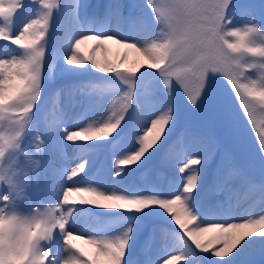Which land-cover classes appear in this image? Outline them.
Here are the masks:
<instances>
[{
	"label": "snow or ice",
	"instance_id": "snow-or-ice-1",
	"mask_svg": "<svg viewBox=\"0 0 264 264\" xmlns=\"http://www.w3.org/2000/svg\"><path fill=\"white\" fill-rule=\"evenodd\" d=\"M90 7L99 29L83 23ZM108 42L143 61L98 59ZM125 138L131 147L112 153L121 158L107 177L60 166L69 147ZM217 185L264 199V2L0 0V264H243L264 254V214L235 215L231 199L209 195ZM86 211L94 224L80 223ZM160 231L171 243L145 252ZM85 238L91 253L73 242Z\"/></svg>",
	"mask_w": 264,
	"mask_h": 264
},
{
	"label": "rangeland",
	"instance_id": "rangeland-1",
	"mask_svg": "<svg viewBox=\"0 0 264 264\" xmlns=\"http://www.w3.org/2000/svg\"><path fill=\"white\" fill-rule=\"evenodd\" d=\"M66 2H70V0H66ZM100 2V0H89L90 5H95L96 3ZM241 2L244 3H260V2H264V0H241ZM89 11V20H85L83 23L85 25V27H90V28H96L99 29L102 27V22L98 19V18H92L91 17V12H92V8L90 7L88 9ZM81 15L83 16L84 13L81 12ZM110 26L111 28L115 29L117 27V23L116 21H111L110 22ZM121 28H125V26L121 25ZM56 43V37H53L52 40L49 43L48 46V50L50 51L52 46ZM94 41H92L89 44V48L86 47L84 48V44L81 45V51L82 54L84 55H89L90 54V49L93 46ZM124 52L128 53V59L124 64V67H131L133 66L134 62L135 63H140L143 61V54L137 52L135 49L132 48H128V49H124L121 48L120 45L117 44H113L111 42H108L104 48V56L99 54L98 50L96 52V56L98 59H110V60H114V61H118L119 57L121 54H123ZM95 71V70H94ZM97 75H104L103 73H97ZM81 78L83 80H91L93 79L92 77L88 76V74H85L83 77H78ZM151 81V78H147L145 80V85L147 86ZM61 83V81H57L54 84L50 85V87H56L57 85H59ZM135 88L136 85L133 86V91L135 92ZM182 92V90H181ZM78 99V98H77ZM116 96L112 95L111 99L108 100V104H111L112 100H115ZM233 108H236V104L237 101L233 100L231 101ZM237 111L239 109H236ZM48 112H49V116L52 115V105L49 104L48 106ZM76 112L78 114L79 109H76ZM154 118V117H151ZM77 122V121H74ZM147 124L150 125V119H148L146 121ZM84 124H87V121H84ZM259 124V121H258ZM144 127H145V123L141 122L139 124V132L140 134H143L144 132ZM254 135V131L253 132H245V137L246 139L249 141L250 144H254V143H258V141H253L251 140V137ZM65 143H67L65 141ZM100 143V141H92V142H88V144H85L83 147L81 148H74V147H69L68 149H66L65 151V155L64 157H62L61 161H60V166L64 169H67V171H70L71 168L73 167H77L80 163H84L85 164V171L88 172L89 176H93V165L95 166V162H97L96 158V152H98V156L100 162H98V172L96 173L95 176H100V177H107L108 172L107 169L108 167H112L113 169L116 167L115 165V160L118 158H121L118 155H112V153H120L123 149L126 148H130L131 147V140L130 138H125L123 140L117 141L116 143L112 144V145H107L110 147V149L107 151L106 147L104 146L103 148H94V147H90V145H96ZM101 151H104L103 153H101ZM107 151V153H106ZM182 149L178 148L177 149V157L178 158H183L182 155ZM123 154H127V152H123ZM184 162H187L186 160H184ZM179 165H177L176 167L178 168ZM177 173H174V170H170L169 172L165 173L160 181V183L164 184V186H167V183L169 182V178ZM81 176H83L84 174L81 173ZM137 180H139V177L136 178ZM33 182H35V178H33ZM154 182V177H146L143 181V183L145 184H152ZM66 186H73L70 183H68ZM75 186H80V187H87V184H81V185H75ZM93 186H98V185H93ZM211 196V198L217 202H227L229 201V199H231V203L234 206V208L236 209L235 211V215L237 216H244L245 214H252L254 217H258V215L260 214H264V199H262L260 197V195L258 193H249L247 195H245V193L243 192H231L229 193L222 185H217L209 194ZM47 203V202H46ZM85 207H92V206H85ZM95 211L97 212H103L104 210L101 209H96ZM198 218L196 221H189V225L192 226L194 224L199 223V214H197ZM80 223L85 224V225H91L94 224V218L91 217L88 212L86 211L84 214H82L79 217ZM87 221V222H86ZM212 222H222L220 220H214ZM232 222V221H229ZM239 222V221H236ZM201 226H206V225H201ZM80 235H83V233H80ZM87 238L85 239H78V240H74L73 242L76 243L79 247L83 248L85 251L87 252H92L94 250V246L87 243ZM171 241L169 239H166L164 232L160 231L158 232L156 235L153 236L150 244L148 245V247L145 249V252H151L152 255H157L159 254V252L162 250V248L166 245V244H170ZM67 258V256L65 257ZM243 264H264V254H260L259 252H257L256 254L246 257L243 259Z\"/></svg>",
	"mask_w": 264,
	"mask_h": 264
},
{
	"label": "bare ground",
	"instance_id": "bare-ground-1",
	"mask_svg": "<svg viewBox=\"0 0 264 264\" xmlns=\"http://www.w3.org/2000/svg\"><path fill=\"white\" fill-rule=\"evenodd\" d=\"M92 41H85V43H84V48H86V47H88L89 48V44L91 43ZM106 46V45H105ZM105 46L103 47V48H101V49H98V52H99V54L101 55V53H102V55L104 56V48H105Z\"/></svg>",
	"mask_w": 264,
	"mask_h": 264
}]
</instances>
